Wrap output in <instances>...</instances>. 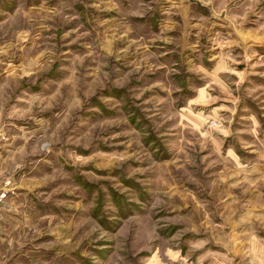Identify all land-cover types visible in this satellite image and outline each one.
Returning <instances> with one entry per match:
<instances>
[{
	"label": "rangeland",
	"instance_id": "rangeland-1",
	"mask_svg": "<svg viewBox=\"0 0 264 264\" xmlns=\"http://www.w3.org/2000/svg\"><path fill=\"white\" fill-rule=\"evenodd\" d=\"M0 213V264H264V0H0Z\"/></svg>",
	"mask_w": 264,
	"mask_h": 264
},
{
	"label": "crops",
	"instance_id": "crops-1",
	"mask_svg": "<svg viewBox=\"0 0 264 264\" xmlns=\"http://www.w3.org/2000/svg\"><path fill=\"white\" fill-rule=\"evenodd\" d=\"M6 217H8V216L5 215V214H3V213H0V222H3V223L0 224V245H2V243H3L4 241H6V238L4 237L5 232H1L2 229H7L8 231H11V232H13V229H17V230H19V231H23V230H22V227H21L22 222H20V225H18L17 227H16V226L12 227L11 225L9 226V225H6V224L4 223ZM19 221H20V220H19ZM25 228H26V227H25ZM24 231H25V229H24ZM6 234H7V233H6ZM21 234H23V233H21ZM7 236H9V235H7ZM20 236H21V235H20ZM7 243H8V242H7Z\"/></svg>",
	"mask_w": 264,
	"mask_h": 264
}]
</instances>
